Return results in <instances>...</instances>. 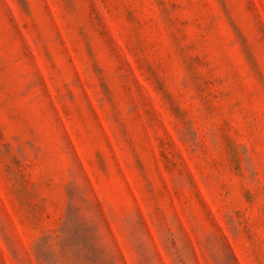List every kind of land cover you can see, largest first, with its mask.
<instances>
[{"label": "rangeland", "instance_id": "374dc122", "mask_svg": "<svg viewBox=\"0 0 264 264\" xmlns=\"http://www.w3.org/2000/svg\"><path fill=\"white\" fill-rule=\"evenodd\" d=\"M0 264H264V0H0Z\"/></svg>", "mask_w": 264, "mask_h": 264}]
</instances>
